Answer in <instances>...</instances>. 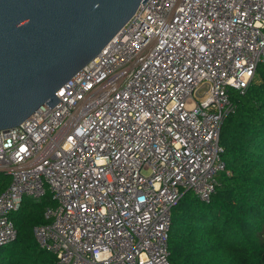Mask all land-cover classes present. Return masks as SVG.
Returning <instances> with one entry per match:
<instances>
[{
  "label": "built area",
  "instance_id": "1",
  "mask_svg": "<svg viewBox=\"0 0 264 264\" xmlns=\"http://www.w3.org/2000/svg\"><path fill=\"white\" fill-rule=\"evenodd\" d=\"M261 64L264 0L142 3L55 107L0 130V248L25 198L49 194L33 234L57 264H170L172 210L215 194L231 91Z\"/></svg>",
  "mask_w": 264,
  "mask_h": 264
},
{
  "label": "trees",
  "instance_id": "2",
  "mask_svg": "<svg viewBox=\"0 0 264 264\" xmlns=\"http://www.w3.org/2000/svg\"><path fill=\"white\" fill-rule=\"evenodd\" d=\"M231 100L236 109L220 134L226 171L216 177L209 203L187 192L173 208L170 264H264V64L245 94L233 90ZM1 176L5 190L11 179ZM53 204L49 194L23 201L12 215L17 238L0 248V264H57L33 234L47 223L45 208Z\"/></svg>",
  "mask_w": 264,
  "mask_h": 264
},
{
  "label": "water",
  "instance_id": "3",
  "mask_svg": "<svg viewBox=\"0 0 264 264\" xmlns=\"http://www.w3.org/2000/svg\"><path fill=\"white\" fill-rule=\"evenodd\" d=\"M146 1L0 0V130L55 107Z\"/></svg>",
  "mask_w": 264,
  "mask_h": 264
},
{
  "label": "rangeland",
  "instance_id": "4",
  "mask_svg": "<svg viewBox=\"0 0 264 264\" xmlns=\"http://www.w3.org/2000/svg\"><path fill=\"white\" fill-rule=\"evenodd\" d=\"M144 174L147 175V173H144ZM0 178H2V176ZM25 199H28V200L32 201L33 203L38 202L37 200H35L33 198L26 197Z\"/></svg>",
  "mask_w": 264,
  "mask_h": 264
}]
</instances>
